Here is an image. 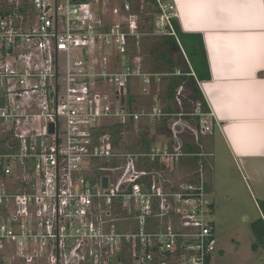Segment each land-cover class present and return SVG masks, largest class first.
<instances>
[{"label":"built area","instance_id":"built-area-1","mask_svg":"<svg viewBox=\"0 0 264 264\" xmlns=\"http://www.w3.org/2000/svg\"><path fill=\"white\" fill-rule=\"evenodd\" d=\"M110 1L0 0V264H214L205 165L193 181L171 179L211 155L186 153L175 122L172 142L148 151L111 142L115 125L182 115L136 107L133 85L165 75L128 53L141 36L130 0L126 23L106 22ZM160 7L157 34L175 35L173 5ZM195 115L211 132L213 114Z\"/></svg>","mask_w":264,"mask_h":264},{"label":"crops","instance_id":"crops-1","mask_svg":"<svg viewBox=\"0 0 264 264\" xmlns=\"http://www.w3.org/2000/svg\"><path fill=\"white\" fill-rule=\"evenodd\" d=\"M172 3L181 30L200 36L207 53L211 78L198 84L213 114L212 130L206 133L213 136V148L205 152L199 142L205 134L183 119L171 121L176 123L172 132L174 129L177 137L190 132L194 136L191 143L211 155L205 158L208 166L204 171L211 195L209 178L215 170L214 135L218 132L246 185L255 187V202L264 201V0ZM136 84L131 89L132 96H137L133 90ZM173 138V133L163 137L170 142ZM179 139V145L185 148L187 142Z\"/></svg>","mask_w":264,"mask_h":264},{"label":"trees","instance_id":"trees-1","mask_svg":"<svg viewBox=\"0 0 264 264\" xmlns=\"http://www.w3.org/2000/svg\"><path fill=\"white\" fill-rule=\"evenodd\" d=\"M163 6L173 5L172 0H159ZM158 0H146V3L153 7L152 15L144 18V23L147 25L151 21L157 20L162 11ZM132 5L131 13L138 19V13H142L135 6L133 0H130ZM145 7V5L143 6ZM172 12V11H170ZM2 13H0L1 15ZM138 23V21H137ZM175 35L168 34L166 36H155L154 24L145 31V28L140 27L139 38H132L129 46V52L132 57L141 59L143 65H149L153 70L152 73H160L165 76L159 86H164L157 95V102L162 104V109L173 115H183L180 119H187L195 116L196 129L201 130L200 117L195 114L201 111L204 114L211 112L209 105L201 91L198 82L209 80L211 78L209 72V62L203 40L197 35L185 34L179 25L176 18L171 20ZM171 33L170 29H168ZM142 34H147L142 36ZM148 35H151L150 37ZM144 49V54L142 50ZM133 97H131L130 105L133 106ZM141 108L142 106L136 105ZM172 117L163 119V125L158 129V134L162 137H170L172 135ZM140 124L127 128L115 125L111 131V142L115 148L122 152H141L148 151L154 145L156 138L151 139L150 131L145 130L138 134L136 143L131 149H123L122 142L127 130H135ZM161 137V138H162ZM160 138V140H161ZM184 151L189 154H198L203 152L197 143L187 142ZM190 165V172H187L188 181H193L199 173V167L208 166V162H200L199 157H189L186 159ZM148 165V164H147ZM155 166H150L149 169ZM259 209L262 216L260 219L252 223V231L255 236L256 243L253 245V250L258 251L264 247V201H258ZM214 208V204H211Z\"/></svg>","mask_w":264,"mask_h":264},{"label":"rangeland","instance_id":"rangeland-1","mask_svg":"<svg viewBox=\"0 0 264 264\" xmlns=\"http://www.w3.org/2000/svg\"><path fill=\"white\" fill-rule=\"evenodd\" d=\"M133 2L140 10L144 9L142 13H138V19H136L138 25L147 31L154 24L155 29L153 34L160 36L156 32L157 22L160 17L147 25L144 23V18L152 15L153 7L146 3V0H133ZM124 3V0H111L107 5L102 7L103 9H100L101 15L107 23H126L127 15L126 12L122 11ZM144 5L145 7H143ZM1 7L2 4L0 3ZM172 12H174V9ZM144 35L146 36L147 34H142V36ZM148 36L150 37L151 35ZM141 50L142 54H144V49ZM146 69L149 71L153 70L149 65H146ZM133 90L137 94L135 98L136 105L163 107L156 99L160 91L164 90V86L146 88L138 83ZM182 116L172 117L170 121L174 119L179 120ZM185 121H188V124L196 128L195 116L188 117ZM161 125H163V122L155 121L142 123L134 131L127 130L122 142L123 149H131L136 143L138 134L145 130L150 131L151 139L156 138L155 144L162 137L158 134V129ZM178 137L182 141H194V136L190 132H185ZM199 140L205 152L211 151L213 148L212 135H202ZM214 141L215 170L209 178V181H212V185H210L212 190H209L213 194L210 199L215 206L212 220L216 224L221 247L226 252V257L224 254H221L219 256L220 262L218 263L217 260L216 264H264V251L260 252V249L264 248H260L258 253H255L252 249V245L256 241L251 226L252 223L261 217L260 209L257 207L258 202H255L253 195L256 189L253 185H246L247 182L244 181L239 168L231 161L227 148L218 132L214 135ZM180 165L171 173V179L175 183H185L188 181L187 172H190V165L186 161L180 163Z\"/></svg>","mask_w":264,"mask_h":264},{"label":"flooded vegetation","instance_id":"flooded-vegetation-1","mask_svg":"<svg viewBox=\"0 0 264 264\" xmlns=\"http://www.w3.org/2000/svg\"><path fill=\"white\" fill-rule=\"evenodd\" d=\"M177 136V134H175ZM215 207V206H214ZM215 209V208H214ZM214 209H213V215L214 216ZM215 229H216V235H217V242H218V245H217V253L215 255V259H214V264H216L217 260H218V263L220 262L219 260V256L221 254H224L225 257H226V252L225 250L221 247V243H220V240L218 238V233H217V227H216V224H215ZM254 251V250H253ZM256 253V251H254Z\"/></svg>","mask_w":264,"mask_h":264},{"label":"water","instance_id":"water-1","mask_svg":"<svg viewBox=\"0 0 264 264\" xmlns=\"http://www.w3.org/2000/svg\"><path fill=\"white\" fill-rule=\"evenodd\" d=\"M9 49H10L9 51L12 52V45L11 44L9 46ZM121 93L123 94V91ZM124 102H125V98L122 99V103H124ZM3 106H4V98L3 97H0V108H2ZM108 182H109L108 177H104L103 178V186L105 188H107Z\"/></svg>","mask_w":264,"mask_h":264}]
</instances>
